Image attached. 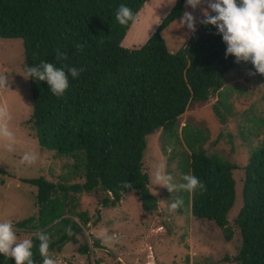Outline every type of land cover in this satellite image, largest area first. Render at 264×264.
Listing matches in <instances>:
<instances>
[{
  "label": "trees",
  "instance_id": "1",
  "mask_svg": "<svg viewBox=\"0 0 264 264\" xmlns=\"http://www.w3.org/2000/svg\"><path fill=\"white\" fill-rule=\"evenodd\" d=\"M145 1L0 0V37L22 39L27 75L29 67L41 62L83 69L75 79L69 75L70 86L61 97L51 92L46 81L28 76L32 112L27 124L41 147L56 156L74 158V168H82L84 176L83 182L68 186L44 176L20 178L37 188L35 214L16 222L30 234L35 264H42V257L33 233L42 230L50 235L49 251L59 252L89 222L87 211H67L68 191H101L103 203L111 205L124 192L135 191L144 211L157 208L142 159L146 136L158 129L165 134V142L182 146V171L206 185V191L191 193V213L213 221L227 240L232 238L228 212L235 198L233 170L241 168L217 154L208 155L198 133L187 124L179 131L178 118L192 102H204L214 94L219 101L232 68L243 66L263 80L264 75L250 61L236 63L235 56L226 57L227 46L213 25L200 23L181 49L169 50L162 31L183 15L184 0L176 1L144 44L123 47L131 21L119 24L116 10L125 4L137 13ZM77 43L84 45L82 51L75 47ZM57 48L67 54L66 61L56 60ZM212 108L225 124L217 105ZM242 170L243 204L234 218L241 245L233 260L264 264V141ZM126 181L131 188L123 187ZM182 198L189 204L187 191ZM69 225L71 235L65 231ZM94 244L99 246V241ZM87 250V243L79 248L81 253ZM0 264L16 262L0 254Z\"/></svg>",
  "mask_w": 264,
  "mask_h": 264
},
{
  "label": "rangeland",
  "instance_id": "2",
  "mask_svg": "<svg viewBox=\"0 0 264 264\" xmlns=\"http://www.w3.org/2000/svg\"><path fill=\"white\" fill-rule=\"evenodd\" d=\"M170 3L171 0H146L137 12L138 22H131L121 45L132 49L144 44L174 6ZM184 6L185 11L192 12L196 17V26L200 24L203 18L201 9ZM180 19L162 31L171 51L181 49L189 38L190 30L187 26L181 27ZM250 72L243 66L232 68L223 87L225 94L219 101L218 95L214 94L204 102H192L178 118L179 131L187 124L193 133H198L208 155L217 154L241 168L233 170L235 198L228 212L232 238L227 240L213 221L197 218L191 213L192 196L189 192V204L184 203L181 207L184 209L170 211L173 197H182L183 191L169 192L166 187L155 185L151 177L160 164L165 166L166 173L173 176L174 183H182L181 176L189 172L181 169L184 159L182 146L165 142V134L158 129L146 136L142 159L143 170L149 175L148 187L157 199V208L144 211L135 191L124 192L115 205L110 202L104 204V193L101 191H68L67 211H87L90 219L83 225L82 232L76 234L75 240L66 242L59 252L52 250L58 264H144L143 257L147 254L150 253V258L154 257L152 245L155 246L156 264H238L233 257L240 248L241 236L234 218L243 204L242 168L248 163L253 150H257L264 141V80L250 75ZM0 75L8 76L9 88H0V105L8 107L11 119L7 123L19 140L17 145H8L16 148L13 153L7 152L0 141V169L5 171H0V222L11 220L18 238L24 239L30 238V234L19 229L16 222L35 214L37 188L20 178L44 176L56 184L68 186L83 182L84 176L82 168H74V158L56 156L54 151L41 147L27 124L31 117L32 100L21 38L0 37ZM213 105H217L226 117L225 124L220 123ZM25 151H36L38 161L21 164ZM6 173L12 176L8 177ZM63 194L59 191L61 197ZM73 215L72 218L78 220ZM96 227L102 228L104 235L100 238L105 245L97 238ZM109 236L113 238L111 241ZM95 240L99 241V246H94ZM84 243H87L88 250L81 253L79 248Z\"/></svg>",
  "mask_w": 264,
  "mask_h": 264
},
{
  "label": "clouds",
  "instance_id": "3",
  "mask_svg": "<svg viewBox=\"0 0 264 264\" xmlns=\"http://www.w3.org/2000/svg\"><path fill=\"white\" fill-rule=\"evenodd\" d=\"M176 0H171L174 5ZM206 5V7H202ZM193 10L201 9L203 18L201 24L213 25L217 28V34L222 35L226 44V57L235 56L236 63L251 62L256 72L264 75V0H186V8ZM214 13V14H213ZM117 22L127 25L129 21L136 23L139 19L138 13L125 4H121L115 13ZM196 17L192 12L185 11L179 23L181 27L187 26L191 32L196 31ZM75 47L83 50L84 45L77 43ZM66 53L56 49V60H67ZM28 76L39 81H46L51 92L57 97L64 95L69 88V75L75 79L79 77L83 69L70 67L67 64L57 67L50 62H41L39 65L28 68ZM255 75L256 73H249ZM0 88H8V76L0 75ZM9 109L6 105H0V141L4 149L13 153L15 147L8 146L19 144L17 135L9 128L7 121L10 120ZM39 154L36 151H25L20 159L21 164H34L38 161ZM155 185L166 187L169 192L180 191L194 192L197 189L206 191V185L192 174H183L182 183H174L171 174L166 173L165 166L160 164L151 177ZM125 188H131L132 184L125 182ZM182 197L175 196L169 205L170 211L175 212L183 207ZM65 231L71 235L72 229L69 225ZM39 240V252L42 264H58L55 253L49 251L50 235L42 230L33 233ZM113 238L108 237L111 241ZM33 241L30 238L19 239L11 220L0 222V254L14 258L16 264H35L33 260Z\"/></svg>",
  "mask_w": 264,
  "mask_h": 264
},
{
  "label": "crops",
  "instance_id": "4",
  "mask_svg": "<svg viewBox=\"0 0 264 264\" xmlns=\"http://www.w3.org/2000/svg\"><path fill=\"white\" fill-rule=\"evenodd\" d=\"M145 3V2H144ZM185 5H186V2L184 3ZM144 5V4H143ZM142 8V7H141ZM184 12H185V6H184ZM183 16V15H182ZM182 16H180L179 18H182ZM179 18H177V19H179ZM176 19V20H177ZM175 21H173L172 23H174ZM172 23H170V24H172ZM199 26V24L196 26V27H198ZM165 30V29H164ZM163 30V31H164ZM192 34V32L191 31H189V33H188V36H190ZM148 37V36H147ZM123 41V40H122ZM153 227H155V226H152V228ZM102 228H98V227H96V229H94V231H96V236H97V238L98 239H100L101 240V243L103 244V245H105V243H104V241H103V239L102 238H100V235H104V233H103V231L101 230ZM27 231V230H26ZM29 234V233H28ZM148 247H150V246H148ZM151 248H152V251H153V256L154 257H152V258H150V253L149 254H147L145 257H143V261H144V264H156V262H155V258H157L156 257V254H155V252H154V248H155V246L154 245H152L151 246Z\"/></svg>",
  "mask_w": 264,
  "mask_h": 264
}]
</instances>
